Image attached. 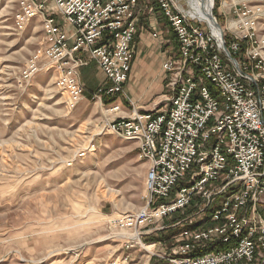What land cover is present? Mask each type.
Masks as SVG:
<instances>
[{"label": "built area", "instance_id": "2783aa9c", "mask_svg": "<svg viewBox=\"0 0 264 264\" xmlns=\"http://www.w3.org/2000/svg\"><path fill=\"white\" fill-rule=\"evenodd\" d=\"M233 3L240 18L223 30L231 57L174 0H53L51 13L44 3L22 0L17 15L20 28L44 16L45 36L23 79L54 70L58 88L73 105L83 98L80 69L90 59L110 83L94 96L125 93L142 13L160 14L176 35L179 55L162 66L171 90L167 108L133 109L103 129L136 143L139 159L147 163L144 206L112 221L130 232L123 236L128 247L142 246L138 240L152 222L187 211L171 246L157 252L166 264H253L264 257V40L258 39L259 17L246 0ZM152 36L160 37V31Z\"/></svg>", "mask_w": 264, "mask_h": 264}, {"label": "rangeland", "instance_id": "374dc122", "mask_svg": "<svg viewBox=\"0 0 264 264\" xmlns=\"http://www.w3.org/2000/svg\"><path fill=\"white\" fill-rule=\"evenodd\" d=\"M21 1L0 0V264H166L157 252L171 246L187 211L152 222L138 240L142 246H127L123 236L130 232L112 221L144 206L147 163L139 159L136 143L103 132L110 120L127 115L106 117L113 107L107 101L115 98L93 95L110 83L90 58L80 69L85 90L76 105L58 88L52 69L23 79L21 72L45 32L41 13L24 28L17 25ZM35 1L52 12L53 0ZM174 2L207 28L187 0ZM246 3L259 17L258 39L264 40V0ZM232 4L214 0L213 14L225 32L240 18ZM142 15L133 51L179 55L178 39L166 31L164 17L157 13L160 37L154 38L147 13L139 21ZM54 17L60 24L61 17ZM213 34L220 40L222 33ZM253 264H264V257Z\"/></svg>", "mask_w": 264, "mask_h": 264}, {"label": "crops", "instance_id": "0c3cea01", "mask_svg": "<svg viewBox=\"0 0 264 264\" xmlns=\"http://www.w3.org/2000/svg\"><path fill=\"white\" fill-rule=\"evenodd\" d=\"M147 15V18L149 19V28L159 30L157 26L159 23L157 15L156 18L153 15ZM142 22L143 15L139 21L138 30L142 29ZM146 27L148 28V24ZM166 27V31L169 32L170 29L168 28L167 23ZM170 32L173 33V31ZM164 54L157 49L149 50L147 52L142 50L137 52L134 51L135 57L132 64V70L128 80L124 83L125 93H120L114 96L113 98H115V100H111L112 98H110L112 101L110 102L111 106H119V114L122 113L121 115L128 116L133 109H136L141 113H156L167 108L166 96L171 94V90L168 87V75L162 68L165 59H167ZM99 77L101 80L103 79L102 75ZM80 80H82V76L80 77ZM83 83L85 84V82ZM87 88L91 89V87ZM169 242L170 244L172 243L171 240H169ZM160 243L162 244V242ZM160 243L158 242L157 245H160ZM164 245L166 246L167 242L164 243ZM162 249L163 248H161V250Z\"/></svg>", "mask_w": 264, "mask_h": 264}, {"label": "bare ground", "instance_id": "6f19581e", "mask_svg": "<svg viewBox=\"0 0 264 264\" xmlns=\"http://www.w3.org/2000/svg\"><path fill=\"white\" fill-rule=\"evenodd\" d=\"M187 1H188V4H189L190 8L193 10V12L195 14H197L203 21L209 22L213 26V28H212L213 29V33L216 32V31L219 34L222 33V28L220 26L214 24L213 19L211 18V13H212L211 11H212V7H213V0H187ZM214 36L216 37L215 34H214ZM118 107L117 106H115V107L113 106L112 108H109L108 110H106L105 111L106 117L108 116L107 118H109L110 116L120 115L119 114L120 113V108H118ZM145 247L148 250H151V247H149V246H145Z\"/></svg>", "mask_w": 264, "mask_h": 264}, {"label": "water", "instance_id": "95a60500", "mask_svg": "<svg viewBox=\"0 0 264 264\" xmlns=\"http://www.w3.org/2000/svg\"><path fill=\"white\" fill-rule=\"evenodd\" d=\"M213 7H214V0H213ZM213 7H212V13H211V18L213 19V22H214V24H216V25H218V26H220V24L218 23V20L216 19V17L214 16V14H213ZM201 21V20H200ZM202 22V21H201ZM206 26L209 28V30L211 31V33L213 34V26L208 22L207 24H206ZM221 27V26H220ZM214 35V34H213ZM217 40L219 41V43H220V45H221V47H222V51L225 53V55H227L228 57H231V54L229 53V51L227 50V47H226V45H225V39H224V34H223V31H222V35H221V38H220V40L217 38ZM221 42H222V44H221Z\"/></svg>", "mask_w": 264, "mask_h": 264}, {"label": "trees", "instance_id": "16d2710c", "mask_svg": "<svg viewBox=\"0 0 264 264\" xmlns=\"http://www.w3.org/2000/svg\"><path fill=\"white\" fill-rule=\"evenodd\" d=\"M218 18L221 20L220 16H218ZM227 43H228V40H227ZM243 50H244V48H243ZM213 92H214V91H213ZM110 102H112V101H107V103H110ZM180 184H182V182H181ZM224 248H225L224 246H221V247L219 248V250L224 249Z\"/></svg>", "mask_w": 264, "mask_h": 264}]
</instances>
